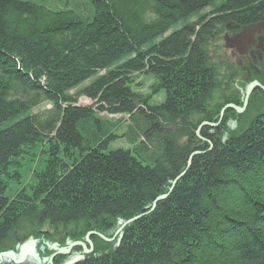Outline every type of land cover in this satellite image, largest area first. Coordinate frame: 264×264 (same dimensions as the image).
Segmentation results:
<instances>
[{"label": "trees", "instance_id": "obj_1", "mask_svg": "<svg viewBox=\"0 0 264 264\" xmlns=\"http://www.w3.org/2000/svg\"><path fill=\"white\" fill-rule=\"evenodd\" d=\"M262 24L264 0H0V244L22 220L112 236L144 213L72 264H264V111L196 134L230 101L208 109L210 41Z\"/></svg>", "mask_w": 264, "mask_h": 264}, {"label": "rangeland", "instance_id": "obj_2", "mask_svg": "<svg viewBox=\"0 0 264 264\" xmlns=\"http://www.w3.org/2000/svg\"><path fill=\"white\" fill-rule=\"evenodd\" d=\"M179 26L180 23L172 29H176ZM259 26L260 27H258V29H260V33L258 34L252 28L247 29L230 26L228 29L226 28L221 31L213 41H210L209 55L219 72L220 82L216 90L213 92L209 101L208 109L212 108L216 103L222 102L225 100L224 97L231 96V94L235 91L237 94L240 93V90L241 93L244 92L245 86L252 82L251 77H253L256 68L260 70V72L262 70V74L264 75V25L262 24ZM240 52L244 53V57ZM154 81L155 78L152 75L140 74L135 79V82L140 84L134 88L143 94H148L151 91L150 86L154 83ZM248 86L250 87V85ZM164 97L165 93L160 91L152 97L150 104H159L164 100ZM91 102L92 100L85 96H80L78 98V103L82 105H87ZM250 104H252V106H250L247 110H243L239 116H237V114H235V116L232 115L231 120L227 122V130L225 129V131L235 130L239 125L242 128H245L249 121L256 115L257 110H264V99L261 95H258L257 99L252 98ZM49 107L50 105L48 103H42L41 105L35 107L33 111L39 112ZM236 112L238 113V111ZM111 146L115 147L116 143ZM62 153L63 152H61V154ZM45 156H47V154H43L40 157ZM33 167V163L25 166V170L23 171V180L29 175V170L33 169ZM19 187L20 185L17 184V182H11L7 188L6 195H13ZM88 224L89 223H87V221L80 220L77 222L59 224L55 227L48 222L37 223L34 221L33 223H28L27 221L22 220L11 231L10 238L7 243L20 238L22 231H24L27 227H37L41 225L43 228L57 233L51 241H55L57 236L62 235L63 237H66V239L69 240L70 245H72L76 239L83 238L85 230L90 228L91 229L88 230L89 232H98L103 235L101 238L100 236L96 237L94 234L90 235L91 237L100 238L106 242L109 241L104 237L109 238L112 234V229H106L104 226H100L101 228H99L95 223H91L90 225ZM81 232L83 233L79 236ZM72 233L78 234L72 236Z\"/></svg>", "mask_w": 264, "mask_h": 264}, {"label": "flooded vegetation", "instance_id": "obj_3", "mask_svg": "<svg viewBox=\"0 0 264 264\" xmlns=\"http://www.w3.org/2000/svg\"><path fill=\"white\" fill-rule=\"evenodd\" d=\"M241 54L244 57V53ZM262 73V70L260 72V70L256 68L253 77H251V80L256 79L262 86H264V75ZM252 90L253 91L251 92V94L253 93L254 95L252 97L253 99H257L258 95H261L264 99L263 89H261L259 86H256L252 88ZM242 94L243 93H241V90L239 94H237V92L235 91L231 94V96L227 97L230 100L228 103L242 105ZM226 111L227 112L225 113V119L223 121L224 123L222 125V128L224 129L227 127V122L231 120L232 115L235 116V110L233 108H229ZM202 127L200 128V130L202 129ZM208 127L210 129L205 131V133L214 135L216 134V129L219 128V123L213 126L208 125ZM88 230H86V232ZM86 232L84 233L83 238L76 239L74 244L70 245L69 240L62 235L57 236L55 241H51V239L57 233H55V231H50L43 228L42 225L37 227H27L26 229H24V231H22V235L20 238L15 239L13 242L7 243L10 238L9 235L7 239H5L2 244H0V264H72L76 262L73 260L81 258L82 256V246L78 244V242H87ZM82 233L83 232H81L79 236H81ZM75 234L78 233H72V236ZM90 235L93 234H89V238H91L92 240L93 236L91 237ZM67 249H69L68 252H66Z\"/></svg>", "mask_w": 264, "mask_h": 264}, {"label": "water", "instance_id": "obj_4", "mask_svg": "<svg viewBox=\"0 0 264 264\" xmlns=\"http://www.w3.org/2000/svg\"><path fill=\"white\" fill-rule=\"evenodd\" d=\"M248 85H250V87H249ZM254 86H259L260 88H262V89L264 90V87H263L262 85H260L257 81H253V82H251L250 84H247V85L245 86V89H244L245 98H244V104H243V105H245V103H246V101H247V98H248V96H249V94H250V92H251V90H252V88H253ZM229 108H234V109H236V110H238V111H243V107H238V106H235L234 104H231V103L225 104V105L221 108V110H220V113H219V114H220V117H219L218 122L220 121V119H221V117H222L224 111L227 110V109H229ZM218 122H217V123H218ZM217 123H215V124H213V123H208V124L213 126V125H217ZM204 124H207V122H202V123L198 126V129H197V131H196V134H197V135H199V129H200ZM197 153H198V151H194V152H192V153L189 155V158H188V165H189V163H190L191 157H192L194 154H197ZM186 168H187V167H186ZM184 171H185V170H184ZM184 171H182V173H181L179 176H177V177L173 180V182H172V184H171V186H170V188H169V191L172 189V187L174 186L175 182L177 181V179H179V177L183 174ZM167 194H168V193L161 194V195L157 196L156 199L153 201L152 206H151V209L149 210V212H150L151 210H153V208L156 206L157 201H159L160 199L165 198V197L167 196ZM140 216H142V214H141V215H137V216H135V217H132V218H130V219H128V220H125V221H123V220H119V221H118L119 227L116 229V231H115V233L113 234V236H112L111 238H106V237H104V238H105L106 240H109V241H110V240H113V239L115 238V236L118 234V232H119V231H120V230H121V229H122L127 223L132 222V221L138 219V217H140ZM89 234H96V235H98V236H100V237H103V235H101V234L98 233V232H93V233H92V232H88V233L86 234V240H87V242L89 243L90 248L88 249V248L86 247L85 243H83V242H78V244H80V245L82 246L84 253H89V252L91 251V248H92V244H91V241H90V239H89ZM69 248H70V247H69ZM68 250H69V249H67L66 252H68ZM77 260H78V258L75 259V260H73V261H77Z\"/></svg>", "mask_w": 264, "mask_h": 264}, {"label": "bare ground", "instance_id": "obj_5", "mask_svg": "<svg viewBox=\"0 0 264 264\" xmlns=\"http://www.w3.org/2000/svg\"><path fill=\"white\" fill-rule=\"evenodd\" d=\"M243 93V95L245 96V94H244V92H242ZM250 99L249 98H247V101H246V103H245V105H243V106H241V107H243V110H247L250 106H252V104H250ZM252 101V100H251ZM243 104H244V101H243ZM241 112H236L235 111V114H237V116H239V114H240ZM241 116V115H240ZM242 116H243V113H242ZM208 123H210V122H207V125H209ZM197 151V150H196ZM142 214H144V213H142ZM139 215H141V214H139Z\"/></svg>", "mask_w": 264, "mask_h": 264}]
</instances>
